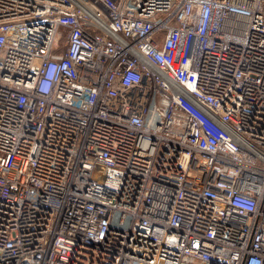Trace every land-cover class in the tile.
Wrapping results in <instances>:
<instances>
[{
  "label": "built area",
  "instance_id": "built-area-1",
  "mask_svg": "<svg viewBox=\"0 0 264 264\" xmlns=\"http://www.w3.org/2000/svg\"><path fill=\"white\" fill-rule=\"evenodd\" d=\"M0 264H264V0H0Z\"/></svg>",
  "mask_w": 264,
  "mask_h": 264
}]
</instances>
